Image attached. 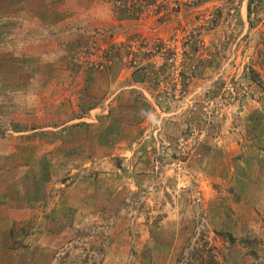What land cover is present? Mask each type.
Masks as SVG:
<instances>
[{
  "label": "rangeland",
  "instance_id": "1",
  "mask_svg": "<svg viewBox=\"0 0 264 264\" xmlns=\"http://www.w3.org/2000/svg\"><path fill=\"white\" fill-rule=\"evenodd\" d=\"M0 264H264V0H0Z\"/></svg>",
  "mask_w": 264,
  "mask_h": 264
},
{
  "label": "built area",
  "instance_id": "2",
  "mask_svg": "<svg viewBox=\"0 0 264 264\" xmlns=\"http://www.w3.org/2000/svg\"><path fill=\"white\" fill-rule=\"evenodd\" d=\"M199 1H201V0H186V2H189V3H193V2H199Z\"/></svg>",
  "mask_w": 264,
  "mask_h": 264
},
{
  "label": "trees",
  "instance_id": "3",
  "mask_svg": "<svg viewBox=\"0 0 264 264\" xmlns=\"http://www.w3.org/2000/svg\"><path fill=\"white\" fill-rule=\"evenodd\" d=\"M229 239L232 240V242L234 241L233 237L231 235H228Z\"/></svg>",
  "mask_w": 264,
  "mask_h": 264
}]
</instances>
